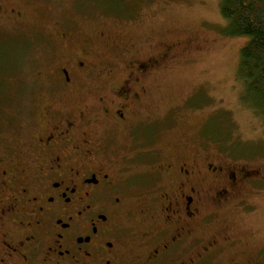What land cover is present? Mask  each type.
<instances>
[{"label": "flooded vegetation", "instance_id": "af4514ba", "mask_svg": "<svg viewBox=\"0 0 264 264\" xmlns=\"http://www.w3.org/2000/svg\"><path fill=\"white\" fill-rule=\"evenodd\" d=\"M80 36L62 29L49 33L45 51L53 73L31 100L32 131L0 138V264H264V246L200 236L215 214L201 210L203 175L216 179L218 208L243 210L251 205L232 203V197L248 186L258 191L264 177L215 164L198 174L189 162L174 160L177 145L156 156L148 149L150 122L134 109L135 79L103 94L88 85L97 39ZM164 48L161 56L173 50ZM152 61L130 68L141 73ZM93 115L106 118L111 134L90 128ZM149 153L157 163L152 167ZM139 166L145 171L138 173Z\"/></svg>", "mask_w": 264, "mask_h": 264}, {"label": "rangeland", "instance_id": "374dc122", "mask_svg": "<svg viewBox=\"0 0 264 264\" xmlns=\"http://www.w3.org/2000/svg\"><path fill=\"white\" fill-rule=\"evenodd\" d=\"M101 1L0 0V65L4 60L16 63L0 70V138L15 140L31 133V100L53 73L45 51L51 48L49 33L69 30L81 34L80 39H97L95 66L85 79L88 85L103 94L107 87L135 79L139 98L134 109L150 122L148 149L156 156L177 145L174 160L189 162L198 174L215 164L254 169L264 177V116L253 109L257 107L237 77L239 52L247 38L224 33L220 0ZM168 45L173 50L161 56ZM147 60L154 64L132 72L130 66ZM92 92L89 98L96 106L97 93ZM91 119L95 133L111 134L103 115ZM171 119L176 123L168 126ZM148 155L150 167L156 165ZM135 170L145 171L140 166ZM202 179L201 210L215 214L201 238L208 242L226 236L263 247L264 184L258 191L248 186L232 197V203L242 199L251 208H218L213 199L216 179ZM130 203L137 205L136 199Z\"/></svg>", "mask_w": 264, "mask_h": 264}, {"label": "trees", "instance_id": "16d2710c", "mask_svg": "<svg viewBox=\"0 0 264 264\" xmlns=\"http://www.w3.org/2000/svg\"><path fill=\"white\" fill-rule=\"evenodd\" d=\"M219 11L226 35L247 38L239 52L237 77L251 105L257 107L251 108L264 116V0H220ZM15 65L4 60L0 70Z\"/></svg>", "mask_w": 264, "mask_h": 264}]
</instances>
